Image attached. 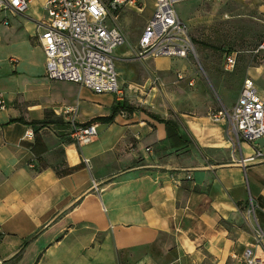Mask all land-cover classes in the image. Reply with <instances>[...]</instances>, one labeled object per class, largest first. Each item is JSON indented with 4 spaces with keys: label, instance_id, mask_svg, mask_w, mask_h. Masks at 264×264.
<instances>
[{
    "label": "crops",
    "instance_id": "crops-1",
    "mask_svg": "<svg viewBox=\"0 0 264 264\" xmlns=\"http://www.w3.org/2000/svg\"><path fill=\"white\" fill-rule=\"evenodd\" d=\"M44 3L0 26V40L14 35L36 53L0 68V264H247V249L264 264L256 238L257 229L264 234V155L245 161L254 146L236 143L228 122L210 114L161 117L179 123L183 145L143 112L95 121L112 115L118 97L46 77L35 37ZM236 4L264 21V0ZM154 61L158 71L171 68L169 58ZM66 107L78 125L96 126L90 144L70 138ZM37 136L47 147L39 158ZM79 164L65 177L55 170Z\"/></svg>",
    "mask_w": 264,
    "mask_h": 264
},
{
    "label": "built area",
    "instance_id": "built-area-1",
    "mask_svg": "<svg viewBox=\"0 0 264 264\" xmlns=\"http://www.w3.org/2000/svg\"><path fill=\"white\" fill-rule=\"evenodd\" d=\"M36 0H0V24L9 27L10 17L25 15ZM138 0H45L42 19L36 25V38L46 59V77L54 81L77 84L95 94H116L122 100L123 91L118 82L115 51L127 43L119 27L117 10L136 8ZM184 0H155V11L139 39L135 57L140 61L158 58L187 59L196 55L187 26L178 14L176 5ZM264 52V38L256 54ZM237 53L224 54V69L233 71ZM182 77L180 76V79ZM194 85V80L189 82ZM121 95V96H119ZM5 101L0 99V109ZM70 116L69 136L79 145L90 144L97 136L94 124H77L76 110L66 107ZM213 120H226L227 133L240 144L254 146L255 153L245 161L263 158V148L257 144L264 140V98L255 82L246 78L240 96L231 109L211 115ZM28 138L33 134L28 133ZM148 150V149H147ZM190 178V177H188ZM256 238L264 241V234L256 230ZM247 264H257L252 250L245 251Z\"/></svg>",
    "mask_w": 264,
    "mask_h": 264
},
{
    "label": "rangeland",
    "instance_id": "rangeland-1",
    "mask_svg": "<svg viewBox=\"0 0 264 264\" xmlns=\"http://www.w3.org/2000/svg\"><path fill=\"white\" fill-rule=\"evenodd\" d=\"M236 5V0H184L177 4L196 55L170 58L171 68L165 71L156 69L155 59L140 61L135 57L139 39L154 14L155 0H138L136 8L117 10V23L127 37V43L115 51L123 91L120 102L150 116L170 117L181 112L213 115L236 104L246 78H251L264 96V52L255 53L264 38V21L247 17L243 6ZM226 13L231 17L226 18ZM17 39L13 35L0 40V68H6L10 56L21 57L23 64L36 55ZM227 51L237 53L233 71L224 69Z\"/></svg>",
    "mask_w": 264,
    "mask_h": 264
},
{
    "label": "trees",
    "instance_id": "trees-1",
    "mask_svg": "<svg viewBox=\"0 0 264 264\" xmlns=\"http://www.w3.org/2000/svg\"><path fill=\"white\" fill-rule=\"evenodd\" d=\"M121 111H127L130 113H133L136 110L134 108H130V107L126 106L124 103H121L120 101H117L115 103V106L113 107L111 116H109L107 118H97V120H95V121H103L105 123H110L114 120L115 116H117ZM152 116L157 121H159L160 123H163L165 125L166 131H167V137L169 140H171V142L174 145H183V144L187 143L186 137L181 135V133H180V126H179V123L177 121H175L173 119H163L159 116H154V115H152ZM27 124L35 127L36 125L46 124V120L32 121V122L27 123ZM32 152L37 158L41 157V155L43 153L47 152V147L39 136H37L35 139V144L32 148ZM83 167H84V164H79V165L73 166V167L63 166L62 168H56L55 170H56V173L59 177H65V176L70 175V174L74 173L75 171H77L78 169H81Z\"/></svg>",
    "mask_w": 264,
    "mask_h": 264
},
{
    "label": "water",
    "instance_id": "water-1",
    "mask_svg": "<svg viewBox=\"0 0 264 264\" xmlns=\"http://www.w3.org/2000/svg\"><path fill=\"white\" fill-rule=\"evenodd\" d=\"M257 144H259L261 148H264V140L263 139L258 140Z\"/></svg>",
    "mask_w": 264,
    "mask_h": 264
}]
</instances>
